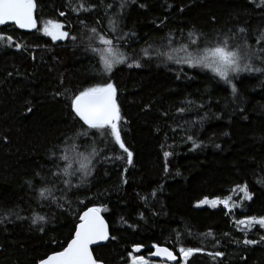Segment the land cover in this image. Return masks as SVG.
<instances>
[{
    "label": "trees",
    "instance_id": "16d2710c",
    "mask_svg": "<svg viewBox=\"0 0 264 264\" xmlns=\"http://www.w3.org/2000/svg\"><path fill=\"white\" fill-rule=\"evenodd\" d=\"M122 2L35 0L39 31L0 27V36L12 38L11 44L0 41V209L24 217L11 215V223L6 219L0 224V264H39L62 251L75 236L79 215L89 207L106 209L101 213L111 238L93 250L103 264H131L136 246L149 257L153 244L174 253L180 247L223 253L215 258L198 253L188 264H264V242L243 244L244 239L259 241L264 229L246 233L226 209L195 206L205 198L226 199L246 185L252 200L237 220L264 217V74L239 76L233 96L230 86L211 72L151 56L156 50L171 51L163 47L169 33L179 41L192 30L211 37L242 26L254 40L264 31V8L256 6L259 0H127L121 8ZM80 3L91 10L71 11ZM109 18L127 35L119 51L142 64L131 69L122 65L113 72L121 136L133 153L132 165L116 159L126 154L97 134L93 140L99 154L88 182L62 191L63 184L57 188L51 183L54 164L49 157L59 153L57 146L63 147L77 126L69 101L60 94L65 89L75 92L94 76L100 79L93 72V55L85 51L90 35L85 25L96 26L99 20L107 30ZM48 20L64 24L77 40L55 43L44 36L42 24ZM145 48L151 59L141 58ZM180 107L186 109L183 114ZM189 134L200 148L190 150L193 146L185 139ZM165 151L173 153L167 158V172ZM105 152L111 159L104 158ZM36 173L49 176V181ZM71 180L80 183L78 176ZM44 187L52 190L50 199L40 197ZM35 216L46 222L34 225Z\"/></svg>",
    "mask_w": 264,
    "mask_h": 264
},
{
    "label": "snow or ice",
    "instance_id": "6c2138e0",
    "mask_svg": "<svg viewBox=\"0 0 264 264\" xmlns=\"http://www.w3.org/2000/svg\"><path fill=\"white\" fill-rule=\"evenodd\" d=\"M132 2L135 3L136 0H132ZM250 2L256 3V0H250ZM126 3L127 0H123L120 7L123 8ZM256 6L264 8V0H259ZM36 7L35 0H0V25L11 23L20 29L30 31L35 29L39 31L35 15ZM106 7L111 8L112 5L108 4ZM90 10L85 8L82 3L71 9V11L77 13ZM180 11H183V9H180ZM59 15L64 16L65 13L61 11ZM80 23L82 25L85 24L83 20ZM85 28L90 33L85 51H90L93 55V72L100 79H96L94 76L93 79H89L84 85L79 86L75 92L71 89H65V93L70 94H60L64 95V98L69 101V114L73 117L72 123L77 126L74 128V134L62 142L64 146H57L59 153L53 152L49 157L54 164V168L49 169L51 183L57 188H59L60 184H63L64 188L61 189L62 191L70 190L73 187L79 188L88 182V178L92 175L95 168L93 161L99 154L93 140L97 134L100 137L109 138L110 142H114L126 154V156H117L116 159H124L127 165H132L133 153L125 146L121 136L120 125L122 116L120 105L117 102L118 89L113 81V72L120 65L131 69L140 68L142 64L139 60H131L127 55L119 51V45L122 41H127V35L119 28L115 19L109 18L107 30L104 29L99 20L96 21V26L85 25ZM62 29H64V24L48 20L44 23L42 32L44 36L51 37L53 41L71 39L75 42L77 40L76 35L70 36L68 31ZM0 41L11 44L12 38L11 36H0ZM174 42L178 43L179 46L176 47ZM16 47L19 49L20 45H16ZM163 47L171 49V51L156 50L159 58H164L168 62L181 66V68L186 66L190 69L211 72L214 77H218L220 81L230 86L233 96L238 92L234 80L242 73L264 74V31H259L254 40L248 30L242 26L211 37L192 30L187 33L186 37L182 34L179 41H177V37L174 34L169 33L165 37ZM141 52V58H152L149 55L148 48L142 49ZM173 53H176V55H173ZM257 62L259 66H257ZM97 66H102V71ZM184 75L187 76V73L185 72ZM179 78L180 76L177 75V79ZM191 103L189 101V104ZM27 111L31 113L32 108L28 107ZM185 111L184 107L178 109L180 114ZM165 115L167 114L165 113ZM124 122L126 123V121ZM172 131L175 132L176 129L173 128ZM185 139L191 142L193 146L190 150L194 151L201 147V144L191 134L187 135ZM216 147H219V145H216ZM163 155L165 158V172H167V158L173 153L165 151ZM104 158L111 159V157L107 156V152H105ZM57 161L61 163H57ZM124 172H127V168L124 169ZM35 175L45 183L49 181V176L40 173ZM74 176L79 177V184H72L71 177ZM124 183H127V181L124 180ZM29 184L31 187V182ZM240 191L243 192L245 199H252L246 185L240 187ZM52 194V190L47 187L39 190L41 198L50 199ZM220 203V200L209 201L205 198L195 206L210 205L215 208ZM223 204L225 208H229L227 200L223 201ZM70 208L71 204L69 201L68 210ZM229 210L231 209L229 208ZM5 211L0 209V224H4L6 219L11 223V215H15L17 219H24L14 210L10 211L8 215H5ZM102 211H106V209L89 207L87 211H83L82 215L78 217L79 223L74 230L75 236L71 239V242L62 251L40 259L39 264H98L97 258L93 256L91 246L99 244L101 241H107L109 238L108 226L100 215ZM141 219H143V216H141ZM45 222L46 220L43 216H35L32 219L34 225ZM238 223L246 228H250L253 225H259L260 228H264V217L257 218L253 216L246 220H239ZM39 230L43 231V228L41 227ZM262 242H264V236H261L259 241L243 240L244 245H255ZM152 247L156 249L154 255L165 257L170 261H176L178 257H182L183 264H188L189 258L198 253L206 254L213 258L223 255L219 251L204 252L199 247H180L176 254L169 250L168 247H160L156 244H153ZM134 251L140 252L141 248L136 246ZM133 264H148V262L143 257H133Z\"/></svg>",
    "mask_w": 264,
    "mask_h": 264
},
{
    "label": "rangeland",
    "instance_id": "374dc122",
    "mask_svg": "<svg viewBox=\"0 0 264 264\" xmlns=\"http://www.w3.org/2000/svg\"><path fill=\"white\" fill-rule=\"evenodd\" d=\"M44 23H46V22H44ZM44 23L42 24V28H43V25H44ZM62 30H64V29H62ZM51 38V37H50ZM63 41H65V40H57V41H53V42H55V43H61V42H63ZM120 50V49H119ZM168 51H170V50H168ZM121 52V51H120ZM122 53V52H121ZM124 54V53H123ZM156 55H153V53H152V57H158L157 56V53H155ZM173 55H176V53H173ZM160 59H162V58H160ZM167 63H171V64H175V63H172V62H168L166 59H164ZM177 65V64H176ZM120 66H122V65H120ZM119 67V66H118ZM117 67V68H118ZM184 67H186V66H184ZM242 74H244V73H242ZM241 74V75H242ZM240 75V76H241ZM94 163V162H93ZM248 190V189H247ZM250 194V193H249ZM216 200H220L221 201V203L220 204H218L215 208H213V207H211L210 205H203L202 207H196L197 209H201V208H209V209H214V210H216V209H219V208H224V209H226L227 211H228V213L232 216V219H233V221H234V223H235V226L237 227V228H241V227H243L244 228V230H246V233H251L256 227H260L259 225H253V226H251L250 228H246L244 225H240L239 223H238V221L239 220H237V217H238V214H240V213H242V211H243V207H244V204L245 203H247V202H249V201H251V200H247V199H245L244 198V194H243V192H241L240 191V188H236V189H234V190H232L231 192H230V194H229V196L226 198V199H216ZM225 200H227L228 201V203H229V208L231 209V210H229V208H225L224 207V204H223V201H225ZM209 201H212V200H209ZM102 213H104V211H102ZM246 219H248V218H243V219H241V220H246ZM262 229H264V228H262ZM141 252H135L134 251V253L131 255V264H133V257H137V258H139V257H143L144 258V260H146L147 262H148V264H166V263H162V262H156V261H153L152 260V258H151V255L149 256V257H145V256H142L141 254H140ZM180 259H181V262L179 263V264H183V258L182 257H180Z\"/></svg>",
    "mask_w": 264,
    "mask_h": 264
},
{
    "label": "water",
    "instance_id": "95a60500",
    "mask_svg": "<svg viewBox=\"0 0 264 264\" xmlns=\"http://www.w3.org/2000/svg\"><path fill=\"white\" fill-rule=\"evenodd\" d=\"M7 26H14V25H12L11 23L6 24V25H0V27H7ZM15 28H16L17 30L21 31V32H24V33H31V32H33V31L35 30V29H34V30H31V31H30V30H27V29H20V28H18V27H16V26H15ZM86 211H87V210H86ZM100 215L103 217V219L105 220V223H106L107 226H108L109 238H108L107 241H101L99 244L92 245V246H91L92 250H94V249H96V248H99V247H101V246L106 245V244L110 241V238H111L110 226H109L107 220L105 219L104 215H103L102 213H100ZM140 248H141V247H140ZM142 250H143V248H141V251H140V252H142ZM155 251H156V249L154 248L153 253H152V255H151V258H152L153 261H156V262H162V263H166V264H179V262H180V258H179V257H178V259H177L176 261H170V260H167L165 257H162V256H156V255H154ZM174 254H176V253H174ZM93 256H94V254H93ZM94 258H95V256H94ZM98 264H103V263L98 262Z\"/></svg>",
    "mask_w": 264,
    "mask_h": 264
},
{
    "label": "bare ground",
    "instance_id": "6f19581e",
    "mask_svg": "<svg viewBox=\"0 0 264 264\" xmlns=\"http://www.w3.org/2000/svg\"><path fill=\"white\" fill-rule=\"evenodd\" d=\"M27 42V41H26ZM197 257V256H196ZM207 262V261H206Z\"/></svg>",
    "mask_w": 264,
    "mask_h": 264
}]
</instances>
